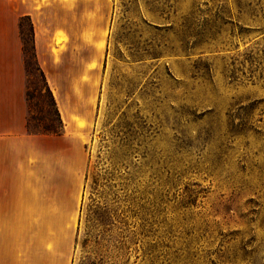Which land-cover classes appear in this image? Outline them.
Segmentation results:
<instances>
[{
  "label": "rangeland",
  "instance_id": "374dc122",
  "mask_svg": "<svg viewBox=\"0 0 264 264\" xmlns=\"http://www.w3.org/2000/svg\"><path fill=\"white\" fill-rule=\"evenodd\" d=\"M8 1L32 14L20 20L29 131L59 129L31 22L84 36V90L58 109L79 150L53 143L0 163V179L67 182L78 211L58 228L74 235L73 264H112L116 251L119 264H153L150 253L166 256L158 264H264V0ZM93 174L114 220L128 217L120 250L82 247Z\"/></svg>",
  "mask_w": 264,
  "mask_h": 264
},
{
  "label": "crops",
  "instance_id": "0c3cea01",
  "mask_svg": "<svg viewBox=\"0 0 264 264\" xmlns=\"http://www.w3.org/2000/svg\"><path fill=\"white\" fill-rule=\"evenodd\" d=\"M3 2L6 7H0V146L8 144V148L0 147V163L8 164L4 157L19 150L31 155L48 150L53 143L59 145L56 149L61 153L67 152L70 144L79 150V142L69 136L67 114L61 113L60 135L28 132L29 76L20 20L32 14H22L13 1L0 0V4ZM78 17L77 30L83 29ZM34 34L37 61L60 109L65 93L84 90V36L75 37L63 24L55 25L53 30L46 24H35ZM59 38H63L60 43ZM67 186L63 180L0 179V264H73L74 235L71 232L64 239L58 228L78 211V202L69 207L63 196L61 189ZM35 221H39L38 226Z\"/></svg>",
  "mask_w": 264,
  "mask_h": 264
},
{
  "label": "trees",
  "instance_id": "16d2710c",
  "mask_svg": "<svg viewBox=\"0 0 264 264\" xmlns=\"http://www.w3.org/2000/svg\"><path fill=\"white\" fill-rule=\"evenodd\" d=\"M31 31L33 37V47L35 52V45H34V25L31 22ZM23 36V33H21ZM23 40V39H22ZM24 52L25 48H24ZM26 55V54H25ZM35 60L37 62L38 71L45 82V87L50 95L51 101L53 106L55 107L57 117H58V124L59 129H55L52 125H46L43 127V131L40 132H28L30 134L38 135V134H47V135H60L63 131V122L58 110V106L53 95L52 90L50 89L48 82L46 80L45 74L41 69L35 53ZM29 96V94H28ZM89 177H87V181ZM105 184L103 183V177L101 174H93L92 183L89 186V196L85 200V197L82 201L81 208H80V225L82 223V219L85 221V231L82 238V247L84 249L90 248L92 245L99 247V248H106L108 245L113 244L116 250H120V246H123L126 241H124V232L130 233V223L128 222V217L122 219V222L117 223L114 218L116 215L114 212L112 213L110 207L107 205L105 201H103L100 197L102 194L101 188H103ZM130 210V207H129ZM124 217V216H122ZM124 220V221H123ZM117 224H121L123 227H119ZM119 233L120 239H114V235ZM79 242V238L76 243ZM116 259L112 261V264H119L116 260L119 258V251H116ZM153 254V253H152ZM150 253V260L152 259L153 264H158L159 262L167 263L168 261L165 259L161 260L163 254L158 253V255H153ZM107 257L104 256L99 259L98 262H94L92 264H107L106 262ZM126 264V263H124Z\"/></svg>",
  "mask_w": 264,
  "mask_h": 264
}]
</instances>
